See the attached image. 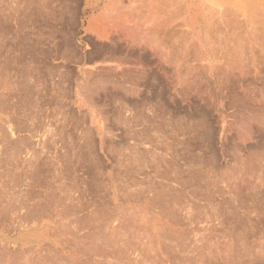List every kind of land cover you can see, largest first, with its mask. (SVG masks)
Instances as JSON below:
<instances>
[{
  "label": "rangeland",
  "instance_id": "obj_1",
  "mask_svg": "<svg viewBox=\"0 0 264 264\" xmlns=\"http://www.w3.org/2000/svg\"><path fill=\"white\" fill-rule=\"evenodd\" d=\"M200 1L213 8L222 9L213 2L209 3V0ZM218 2L220 1L218 0ZM49 3L54 7L52 10L57 7L54 10L56 17L53 18L55 15L53 17L43 15V18L46 17L45 19H37L39 23L41 22L40 24L45 22L41 26L38 25L40 31L42 27L45 29L42 28L43 31L40 35L42 37L37 40L38 38L35 39L38 35L35 33L37 27L33 28L38 23H35L33 27H26V17L24 18L26 2L23 0H0V24H2L0 25V29H2L0 30V192L6 193L8 196L13 193L18 195V200L12 199L14 205H20L24 201L26 204L29 203L32 215L26 223L29 225L45 223L42 228L39 227V224L34 228L25 227L18 233L14 232L11 238L14 239L22 233L30 234L32 232L31 236L42 233L47 239L39 243L29 239L24 247L29 250L24 249L22 256L17 258V264L32 262L35 264L36 261L39 264H68L73 259L79 260L80 264L95 260L96 263L100 260L105 264H121L120 261H123L122 264H135L134 261L136 264H264V249L261 247V250L258 246L260 241L264 243V239H260V233L264 231V103L262 102L264 97L261 96L264 95V0L246 1L249 15L255 24L251 41H249L251 43L249 47H254L256 50L253 49L257 60H255V66L243 67V71H237L238 73L235 71L234 77H230L226 81L220 77L212 76L214 87L201 69L202 62L199 60V56L191 50L189 54L193 55H190V58L194 59L195 57V59L193 62H189L196 69L191 76L186 77L177 75L176 68L179 63L176 54L173 57L177 62L171 57V64L150 57L149 61L151 62L145 63L140 69L141 72L134 64L127 63L117 67L115 64L103 62L99 57L103 56L102 53H106L109 41L101 39L92 31V27L88 23L89 19L93 17L90 10L87 9L84 14L81 13L84 0H57L56 3L54 0H50ZM58 8L60 13H57ZM47 18L49 20H46ZM50 19L54 23L53 26ZM25 27L28 29L24 30ZM255 28L257 32L254 31ZM30 29L35 31L36 35H33ZM44 32L48 33L44 35ZM255 32L259 34V39L254 37ZM28 35L35 36L34 39L37 42L33 46L35 48L33 51L25 48L28 46L26 45ZM253 37L260 42L254 40ZM24 39H27L26 43ZM38 49L42 53L38 52ZM96 50L98 51L96 52ZM35 52L37 53L35 54ZM90 52H96L93 53L94 58L90 60L86 58L85 61V56L87 57ZM27 53L33 55L27 56ZM98 53L99 55H96ZM32 59L35 63L31 64L33 66L29 65L32 63L30 61ZM107 67L122 70H117V73L112 76L104 72ZM244 68L247 73L243 74ZM129 69H133V74L144 75L135 76ZM135 70L138 74L135 73ZM123 71L125 75L127 73L130 75H121L120 73ZM240 72L242 73L239 76ZM183 78L188 80L185 85H181ZM218 85H222L225 89ZM260 91L262 94H257L261 93ZM221 93L223 94L221 95ZM206 94L207 96L211 94L215 107H209L204 103L205 101H201L200 98L204 100V97H207ZM234 95H236L235 97L238 95L240 98L244 96L248 100L247 102L239 101L241 106L238 104L239 106L235 110L228 111L230 115L231 113L236 114L234 119L236 124L229 119V125L224 126L223 135L220 136L222 131L218 121L220 111L216 106L224 99L227 102H232ZM254 97L256 98L254 99ZM259 98L261 103L258 101ZM257 101L260 104L263 103L262 110L259 109L260 104L257 106ZM237 114L240 117L242 115L243 122ZM253 117L255 122L252 121ZM247 118L248 121H245L244 119ZM249 118L252 120L249 121ZM251 122L257 125L262 124V126L257 128L258 126ZM237 124L241 127V131L237 130L240 129ZM190 125L192 127H188ZM227 128H231L230 131ZM261 143L262 145H260ZM250 149L252 150L250 151ZM260 153L262 154L260 155ZM247 155L251 158L246 157ZM242 160L245 161L244 164ZM257 161L260 165L256 164ZM156 163L159 172L167 174L166 179L161 180L151 169L150 165L154 166ZM262 165L263 172L259 171ZM177 172L182 174L180 176L184 180L183 188L172 181ZM187 173L192 174L191 177ZM222 179L226 181L223 182ZM186 180L189 185L185 186ZM203 181L206 183L205 185ZM216 181H219L218 184ZM229 182L232 183L230 189ZM234 187L236 188L233 189ZM223 188L225 191L222 190ZM219 190L224 191L223 194ZM217 191L219 192L216 193ZM232 191L233 193H231ZM205 193L209 194L212 202L208 200L209 196L205 197L207 195ZM141 194L144 196L142 197ZM47 195L51 197L49 198ZM135 195L136 198H134ZM156 196L157 199H155ZM225 197L227 202L224 201ZM20 198L22 199L20 200ZM59 200L62 201L61 208L57 206ZM147 200L151 202L148 203ZM31 202L32 205H30ZM34 203H37L38 207ZM15 207H10L7 212L11 215L15 210L19 214H25L24 210ZM55 207L56 209L60 208L61 211L64 208L62 211L64 213H60L58 210L59 214L63 216L54 215V212L57 213L56 209L51 213ZM72 209L73 211H71ZM64 210H68V212L66 211V213ZM93 215L95 216L93 217ZM219 215H223L224 221L217 218V216L221 217ZM242 216H245V219ZM51 218L56 220L52 221ZM93 220L96 223L92 222ZM88 222L89 225H87ZM207 222L210 224L206 227L209 230L204 228L207 226ZM252 222L254 227H251ZM247 223L251 225L249 226ZM241 225L243 231L240 229ZM100 226H107L104 228L109 230L112 229V226L115 227L114 230L118 236L108 240L112 242L111 244L105 240H98L103 233V228L101 229ZM239 226L241 227L239 228ZM201 227L204 228V232ZM196 228L201 229L203 234L210 232L205 234L206 237L203 235L200 239V231L198 229L199 235ZM211 228L217 229H213V231ZM257 228L260 232L257 231ZM210 229L212 234H210ZM244 231L246 234L243 233ZM249 233L251 235H247ZM254 233L256 236H253ZM261 234L263 236L264 233ZM89 235L95 240L91 241ZM243 236L245 237L242 239ZM257 236L260 237L259 241ZM168 238L169 240H167ZM194 238L201 241V244L197 242L200 245L205 241L203 247L193 244V247H197L196 250L193 247L190 248L191 243L196 242ZM52 240L58 244L53 245ZM240 240L242 241L240 242ZM72 242L76 243L73 245ZM103 242L106 244L104 245ZM227 243H230L231 246L235 245L237 248L231 247L230 251L227 248L228 253H225L226 250L223 251V249L229 246ZM112 244L116 246L114 247ZM247 244L252 245L251 247L255 251L250 249L252 253L248 254L250 247ZM11 246L17 251L18 241L13 242ZM35 246H40V250L34 251ZM76 246L78 247L76 248ZM90 246H92L91 251L88 248ZM132 246L134 248H131ZM241 246L244 247L241 248ZM247 246L248 251L244 249ZM123 247L125 248L123 249ZM169 253L171 254L169 255ZM34 255L38 257L34 258ZM120 255L121 257H119ZM125 258L126 260H124ZM20 259H23L22 262Z\"/></svg>",
  "mask_w": 264,
  "mask_h": 264
},
{
  "label": "bare ground",
  "instance_id": "obj_2",
  "mask_svg": "<svg viewBox=\"0 0 264 264\" xmlns=\"http://www.w3.org/2000/svg\"><path fill=\"white\" fill-rule=\"evenodd\" d=\"M13 1V0H12ZM26 2V15H24V18L26 17V21L25 23L27 24L26 27H33L35 25V23L37 24L36 26H34L33 29H35L36 27V32L38 35H36L31 29V33L33 35H36L37 37L35 39L39 40V37H42L40 36L41 35V31H43L45 28H41V31H40V26L42 24H40L37 19L39 18H43L44 16L43 15H49L50 17H53L55 15L56 12H54V10L57 8H55L54 10H52V7L50 5V0H23ZM57 1V0H56ZM56 1L54 0V2L56 3ZM212 4L215 3L217 4V6H220L222 7V9H216V8H213L212 6H208L206 5L204 2L200 1V0H84V4H83V8L81 10V13L84 14L86 12L87 9L90 10V13L93 14V17H91L88 21L89 25L92 27V31L94 33H96V35L98 37H101V39H105L107 41H109V45L107 46V51L106 53H102L103 56H100L102 58L99 57V59H101L103 62H108V63H111V64H115L117 67H121L123 64H134L136 65L139 70L138 71H142L140 69H142L141 67L143 65H145V63H150L151 61H149L150 57L152 59L153 58H158L159 61L161 60V62H165L167 64H171L172 63V60L170 59L171 57H173L174 54H176V57L178 59V63H179V66L176 68V71H178V76H191L192 72L196 69L194 67L193 64H190L191 62L189 61H194V59L192 60L190 57L193 55L189 54V52H195L197 53V55L199 56V60L202 62V68L203 69V72L205 74V76H207V79L212 83V76H216V77H220L221 79H225L226 80H229V78L231 77H234L235 75V71H241L243 69V67H249V66H255V58H256V53H255V49L254 47H249V45H251V43L249 41H251V38H252V31H253V28L255 27V24L253 23V19L251 18V16L249 15V11H248V6L246 5V1L247 0H219L220 2H218V0H209ZM2 2V1H1ZM8 2V1H7ZM2 4V3H1ZM53 4V3H52ZM62 4V3H61ZM7 5V4H6ZM2 6V5H1ZM8 6V5H7ZM19 6V4H18ZM17 7V6H16ZM64 8V7H63ZM59 8H58V11L57 13H60L59 12ZM68 10V9H67ZM4 11V10H3ZM6 11V10H5ZM10 11V10H9ZM13 12V11H12ZM25 12V10H24ZM99 12V13H98ZM64 13V12H63ZM13 14V13H12ZM56 15L53 17L55 18ZM59 17V16H58ZM57 17V19H58ZM61 17V16H60ZM46 18V17H45ZM43 18V19H45ZM42 19V20H43ZM262 19V18H261ZM21 20V19H20ZM46 20H49L48 18ZM259 20V18H258ZM23 21V22H24ZM45 21V20H44ZM51 21V19H50ZM58 21V20H56ZM82 21V20H81ZM260 21V20H259ZM3 22V21H2ZM13 22V21H12ZM258 22V21H257ZM255 22V23H257ZM263 22V21H262ZM50 23V22H49ZM48 23V24H49ZM51 23H53V21H51ZM59 23V22H58ZM81 23V22H80ZM261 23V22H260ZM21 24V23H20ZM24 24V23H23ZM22 24V25H23ZM46 24V25H48ZM258 24V23H257ZM256 24V25H257ZM2 25V24H0ZM40 25V26H38ZM54 25V23L52 24V26ZM58 25V24H56ZM81 25V24H80ZM254 25V27H253ZM45 26V25H44ZM262 26V25H261ZM19 28V24L17 26ZM24 27V25L22 26ZM28 29V28H26ZM49 27V26H48ZM51 27V26H50ZM3 28V26H2ZM47 28V26H46ZM258 28V27H257ZM6 29V28H5ZM16 29V28H15ZM23 29V28H22ZM50 29V28H49ZM2 30V29H0ZM18 30V29H17ZM20 31V30H19ZM47 31V30H46ZM52 31V30H51ZM257 32V29L255 28V30ZM16 32V31H15ZM21 32V31H20ZM28 32V30H27ZM255 32V33H256ZM19 33V32H18ZM26 33V32H25ZM48 33V32H47ZM46 33V34H47ZM21 34V33H20ZM23 34V33H22ZM21 34V35H22ZM28 34V33H27ZM31 34V35H32ZM45 32H44V35H46ZM258 33H256V35L254 34V37H258V39L260 38L259 37V34L257 36ZM30 35V33H29ZM27 37V41L24 39V42H28L26 45L28 46H25V48L27 50H31L33 51V49L35 50V48L33 46H35V44L37 43L36 40L34 39V37L32 36H29ZM49 36L51 35L50 32L48 34ZM25 36V35H24ZM54 36V35H52ZM3 37V36H2ZM253 39L255 40L256 38ZM6 38V37H5ZM48 37H46L47 39ZM50 38H53V37H50ZM262 38V37H261ZM49 39V38H48ZM256 39V41L258 40ZM253 40V41H254ZM23 42V43H24ZM25 42V43H26ZM258 42H260L258 40ZM40 43V42H39ZM262 43V42H261ZM25 45V44H24ZM261 45V44H260ZM37 46V45H36ZM41 46V45H40ZM262 46V45H261ZM260 46V47H261ZM38 47V46H37ZM97 47V46H96ZM242 49H240V48ZM106 48V46H105ZM264 48V47H263ZM255 51H254V50ZM37 50V49H36ZM94 50V49H93ZM106 50V49H105ZM191 50V51H190ZM98 50H96L97 52ZM38 52L39 49H38ZM58 52V51H57ZM96 52H90L88 54V56L86 57L85 56V61H86V58H89L90 59H93L94 58V55L93 53H96ZM33 53V52H31ZM37 52H35L36 54ZM42 53V51L40 52ZM39 53V54H40ZM57 54V53H56ZM105 54V55H104ZM32 56L30 54L27 53V56ZM38 55V54H37ZM96 55H99L96 54ZM191 55V56H190ZM258 55V54H257ZM26 56V57H27ZM36 56V55H35ZM195 56V55H194ZM175 57V55H174ZM173 57V58H174ZM197 57V56H196ZM84 58V57H83ZM172 58V59H173ZM258 58V57H257ZM31 59V58H29ZM62 59V58H61ZM175 59V58H174ZM173 59V60H174ZM32 61V63H30L29 65L31 64H35L33 63V59L30 60ZM35 61V60H34ZM41 61V60H40ZM39 61V62H40ZM94 61V60H93ZM97 61V60H96ZM171 61V63H170ZM176 61V59H175ZM257 61V60H256ZM14 62V61H13ZM100 62V61H99ZM102 62V63H103ZM174 62V61H173ZM177 62V61H176ZM41 63V62H40ZM157 63V62H156ZM164 63V64H165ZM27 64V63H26ZM161 64V63H160ZM28 65V66H29ZM31 65V66H33ZM27 66V67H28ZM36 66V65H35ZM133 66V65H132ZM147 66V65H146ZM171 66V65H170ZM173 66V65H172ZM199 66V65H198ZM37 67V66H36ZM126 67V66H125ZM30 68V66L28 67ZM98 68V67H97ZM114 68V67H113ZM128 68H130L128 66ZM126 68V69H128ZM133 68V67H132ZM135 68V66H134ZM135 68V69H136ZM199 68V67H198ZM255 68V67H254ZM83 69V68H82ZM105 69V68H104ZM103 69V70H104ZM120 69V68H119ZM118 68H114L112 69L111 67L104 70V72L108 75H115L117 73V70H119ZM149 69V68H148ZM245 69V68H244ZM36 70V69H35ZM90 70V69H89ZM92 70V69H91ZM101 70V69H100ZM122 69H120L121 71ZM131 70V74L132 73V70L133 69H129ZM251 70V69H250ZM39 71V70H38ZM37 71V72H38ZM170 71V70H169ZM243 71V70H242ZM245 72L244 73H247L246 69L244 70ZM32 72V71H31ZM89 72V71H88ZM139 74H142L140 73ZM148 72V71H147ZM197 72V71H196ZM27 75L28 73L25 72ZM78 73V72H77ZM83 73V72H82ZM87 73V72H86ZM97 73V72H96ZM135 73L136 70H135ZM145 73V72H144ZM174 73V72H173ZM177 73V72H176ZM238 73V72H237ZM242 72H240L238 75L240 76ZM100 74V73H98ZM119 74V73H118ZM121 75H125L124 71L120 73ZM130 75V73H127ZM127 74L125 76H127ZM138 74V73H137ZM25 75V74H24ZM32 75V74H31ZM135 76H142V75H136V74H133ZM197 75V74H196ZM87 76V75H86ZM97 76V75H96ZM166 76V75H165ZM177 76V77H178ZM246 76V75H245ZM143 78V77H142ZM215 78V77H214ZM256 80V79H255ZM218 81V80H217ZM234 81V79H233ZM132 82V81H131ZM135 82V81H134ZM139 82V81H137ZM188 80L186 78H183V80L181 81V85H185L187 84ZM228 82V81H227ZM238 82V81H237ZM107 83V82H106ZM195 83V82H194ZM217 83V82H216ZM230 83V82H229ZM221 84V83H220ZM235 84V83H234ZM125 85V83H124ZM196 85V84H195ZM213 87L215 86L214 83H212ZM227 85V84H225ZM221 87L222 85H218V87ZM223 86H224V83H223ZM222 86V87H223ZM79 87V86H78ZM86 87V85H85ZM90 87V86H89ZM130 87V86H129ZM249 87V86H248ZM206 88V87H205ZM224 88V87H223ZM222 88V89H223ZM262 88V87H261ZM220 89V88H219ZM225 89V88H224ZM78 90V89H77ZM95 90V89H94ZM198 91V90H197ZM219 91V90H218ZM32 92V90H31ZM207 92V90H206ZM261 93H257V94H262V91H260ZM172 93V92H171ZM210 93V92H209ZM216 93V92H214ZM81 94V93H80ZM177 94V93H176ZM194 94V93H193ZM223 93H221L222 95ZM233 94V93H232ZM264 94V93H263ZM218 95V94H217ZM91 96V95H90ZM203 96V95H202ZM207 96V94H206ZM208 96H211L208 95ZM207 96V97H208ZM236 95H234L235 97ZM264 97V95H261ZM206 97V98H207ZM212 97V96H211ZM209 97V99H206L204 97V100H202L203 98H200L201 101H205L204 103L205 104H208L209 107H215L213 105H215V103L213 102L214 100L213 97L211 98ZM219 97V95H218ZM231 100L232 102H227L224 101L220 104H218L216 107L217 110H219L220 112L218 113V121L220 122V127L222 128V131L220 132V136L223 135V128L224 126L228 124V121L229 119L233 120L236 118V114H233L231 113L228 114L229 112H231L232 110H235L237 106H241L240 102L239 101H245L247 102V98L246 97H235ZM262 97V98H263ZM226 98V97H225ZM256 97H254L255 99ZM87 99V98H86ZM198 99V98H197ZM218 99V98H217ZM222 99V97H221ZM253 99V98H252ZM258 99V98H257ZM260 99V98H259ZM264 99V98H263ZM39 100V99H38ZM219 100V99H218ZM217 100V101H218ZM200 101V100H199ZM256 101V100H255ZM260 101L261 103V99L258 100ZM257 101V103H258ZM36 102V101H35ZM262 102L264 103V101L262 100ZM256 103V105H257ZM257 106H259V104ZM262 103V104H263ZM36 104V103H35ZM181 104V103H180ZM204 104V105H205ZM217 104V103H216ZM239 104V105H238ZM262 104L261 107H259V109L261 108L262 110ZM154 107V106H153ZM240 108V107H239ZM215 109V108H214ZM238 109V108H237ZM257 110V109H256ZM260 110V111H261ZM264 110V109H263ZM216 111V110H215ZM229 111V112H228ZM238 111V110H237ZM217 112V111H216ZM234 112V111H233ZM259 112V111H258ZM264 112V111H263ZM263 112H261L263 114ZM239 114V112H237ZM209 114V113H208ZM237 114V116H238ZM242 114V113H241ZM230 115V116H229ZM259 115V114H258ZM257 116V115H256ZM264 116V115H263ZM240 117V116H238ZM242 117V115H241ZM240 117V120L241 122H243V119H241ZM254 118V117H253ZM204 119V118H203ZM251 118H249V121H250ZM256 119H258L256 117ZM236 120H239V119H236ZM245 121L247 120L248 121V118L247 119H244ZM252 120V119H251ZM255 118L252 120L253 122ZM259 120V119H258ZM261 120V119H260ZM149 121V120H148ZM217 121V120H216ZM218 122V123H219ZM239 122V121H238ZM216 123V122H215ZM235 123V121H234ZM245 123V122H244ZM252 123V122H251ZM236 124V123H235ZM253 124V123H252ZM256 123H254L253 125H255ZM264 124V123H263ZM238 125V128L240 129H236L237 130H242L241 127ZM257 125V124H256ZM262 126V124H260ZM260 125H257L255 127L257 128H261ZM151 126V125H150ZM243 126V125H242ZM188 127H192L191 125L188 126ZM232 128V126H229ZM264 127V125H263ZM230 128V129H231ZM233 128V129H235ZM246 128V127H245ZM229 129V128H227ZM229 129V131H230ZM244 129V128H243ZM247 129H249L247 127ZM246 129V130H247ZM150 130V128H149ZM221 130V129H220ZM228 131V130H227ZM228 131V132H229ZM252 131V130H251ZM148 132V131H147ZM225 132V131H224ZM243 132V131H242ZM244 133V132H243ZM258 133V132H256ZM247 134V133H246ZM251 134V133H250ZM242 136V135H240ZM247 136V135H246ZM226 137V136H225ZM224 137V138H225ZM248 138V137H247ZM231 139V138H230ZM252 139V138H251ZM255 139V138H254ZM146 140V139H145ZM233 141V140H232ZM255 144V143H254ZM257 144V143H256ZM259 144V142H258ZM244 145V144H243ZM262 145V143L260 144ZM259 145V146H260ZM167 146V145H166ZM257 146V145H256ZM255 146V147H256ZM170 149V148H169ZM236 149V148H235ZM252 149H250L251 151ZM254 150V149H253ZM262 150V149H261ZM248 151V149H247ZM245 151V152H247ZM239 152V151H238ZM146 153V152H145ZM255 153V152H254ZM264 153V151H263ZM230 154H233V153H230ZM251 154V153H250ZM253 154V153H252ZM262 153H260L261 155ZM242 155V154H241ZM249 155V153H248ZM248 155L246 157H248ZM256 155V153L254 154ZM254 155H251V156H254ZM248 158H251V157H248ZM257 158V157H255ZM262 158V157H261ZM182 159V158H181ZM189 159V158H188ZM245 159V158H244ZM247 159V158H246ZM22 160V159H21ZM252 160V159H250ZM254 160V158H253ZM257 160V159H256ZM258 161H260L258 159ZM258 161L256 164H258ZM201 162V161H200ZM243 162V160H242ZM245 162V161H244ZM243 162V164H244ZM264 162V161H263ZM263 162H261L263 164ZM22 163V162H21ZM152 164H154V162H151ZM198 163V162H197ZM241 163V162H240ZM253 163V161H252ZM260 163V162H259ZM150 165L151 169L153 170V172L162 180V179H166L167 178V174H163L161 171L159 172V168L157 167V163L156 165ZM209 164V163H208ZM247 164V163H245ZM192 165V164H191ZM200 165V164H199ZM253 165V164H252ZM255 165V164H254ZM253 165V166H254ZM260 165V164H258ZM257 165V166H258ZM264 165V164H263ZM263 165L262 167L260 166L261 169H259V171H262L263 169ZM194 166V164L192 165ZM210 166V165H209ZM231 166V165H229ZM237 166V165H236ZM149 167V166H148ZM252 167V166H250ZM166 168V167H165ZM207 168V167H206ZM254 168V167H253ZM201 169V168H200ZM235 169V168H234ZM233 169V170H234ZM252 169V168H251ZM232 170V171H233ZM258 170V169H257ZM264 170V169H263ZM231 171V170H230ZM243 171H247V170H243ZM180 172V171H179ZM179 172H177L175 174V177L173 178L172 181L176 182V184L180 185L182 188L184 186V180L183 178L181 179V176L182 174H179ZM186 172V170H185ZM184 172V173H185ZM196 172V171H195ZM240 172V171H239ZM242 172V171H241ZM263 172V171H262ZM167 173V172H166ZM175 173V172H173ZM243 173V172H242ZM251 173V172H250ZM189 177H191L190 175L192 174H189ZM211 174V173H210ZM214 174V173H212ZM206 175V174H205ZM227 175V174H226ZM258 175V174H257ZM203 176V175H202ZM156 177V176H155ZM188 177V178H189ZM199 177V176H198ZM196 178V177H195ZM258 178V177H257ZM229 179V178H228ZM233 179V178H232ZM191 180V179H189ZM188 180V181H189ZM208 180V179H207ZM216 180V179H215ZM223 180V179H222ZM241 180V179H240ZM238 180V181H240ZM245 180V179H244ZM256 180V179H255ZM193 181V180H192ZM226 181V180H223V182ZM214 182V181H213ZM212 182V183H213ZM219 181H216V184H218ZM231 182L233 183V181L231 180ZM243 182V181H242ZM148 183V182H147ZM150 183V182H149ZM231 183V184H232ZM236 183V182H235ZM241 183V182H240ZM159 184V183H158ZM171 184V183H170ZM189 185L187 180L185 182V186ZM203 184L205 185L206 183H204L203 181ZM220 184H221V181H220ZM231 184L229 182V189L231 187ZM243 184V183H242ZM177 185V186H178ZM226 185V184H225ZM32 186V185H31ZM227 186V185H226ZM235 186V185H233ZM237 186V185H236ZM247 186V185H246ZM47 187V186H46ZM51 187V186H50ZM207 187V186H206ZM205 187V188H206ZM226 187V188H228ZM49 188V187H48ZM194 188V187H193ZM225 188V187H224ZM224 188L222 190H224ZM236 187H234L233 189H235ZM52 189V188H51ZM202 189V188H201ZM232 189V190H233ZM28 190V189H27ZM150 190V189H149ZM148 190V191H149ZM188 190V189H187ZM222 190H219L220 192H222ZM13 191V190H12ZM152 191V190H151ZM219 191H217L216 193H218ZM225 191V190H224ZM223 191V192H224ZM227 191V190H226ZM7 192V191H6ZM23 192V191H22ZM142 192V191H141ZM223 192L221 194H223ZM230 192V190H229ZM236 191H234L235 193ZM1 193V192H0ZM60 193V192H59ZM156 193V192H155ZM173 193V192H172ZM180 193V192H179ZM187 193V192H185ZM233 193V191L231 192ZM10 194V193H9ZM21 194V193H19ZM68 194V193H67ZM148 194V193H147ZM207 194V193H205ZM225 194V193H224ZM237 194V193H235ZM62 195V194H61ZM140 195V194H139ZM194 195V194H193ZM22 196V195H21ZM20 196V197H21ZM49 196V195H47ZM65 196V194H64ZM133 196V195H132ZM142 196V194H141ZM144 196V195H143ZM142 196V197H143ZM155 196V195H154ZM153 196V197H154ZM206 196H209V194L205 195ZM219 196V195H218ZM224 196V195H223ZM19 196L18 195H15L14 193L11 194V195H7L6 193H1L0 194V264H17V258L18 256H22V252L25 251L26 249L28 248H24L25 245L29 242V239H31V241H36L37 243L41 242L42 240L46 241V237L43 236L42 233H38V234H35L34 236L30 235V234H33L32 232L30 234H24L22 233V235H18L16 236L14 239H12L11 237L13 236L14 232L15 233H18L20 231H22L23 228L25 227H36L38 224H39V227L42 228L43 225L45 223H38V224H35L33 223L32 225H29L28 223H26L28 221V219L30 218V216L32 215L30 212V208L28 206V204L24 202H21L20 205H14L12 202H14V200H18ZM24 197V196H23ZM51 196H49L50 198ZM53 197V196H52ZM14 198V200L12 201V199ZM34 198V197H33ZM37 198V196H36ZM48 198V197H47ZM45 198V199H47ZM57 198V197H56ZM71 198V197H70ZM136 198V195L135 197ZM133 198V199H134ZM139 198V196H138ZM149 198V197H148ZM189 198V197H188ZM202 198H204L202 196ZM207 198V197H206ZM210 199H208L210 202H212V199L211 197L209 196ZM213 198V197H212ZM223 198V197H222ZM228 198V197H227ZM231 198V196H230ZM22 198H20L21 200ZM52 199V198H51ZM62 199V198H61ZM157 199V196L156 198ZM177 199V198H176ZM187 199V198H186ZM191 199V198H190ZM198 199V198H197ZM220 199V198H219ZM226 197L224 198V201ZM233 199V198H232ZM247 199V198H246ZM42 200V199H41ZM70 200V199H69ZM145 200V199H144ZM151 200V198H150ZM149 200V201H150ZM242 200V199H241ZM33 201V200H32ZM72 201V200H71ZM95 201V200H94ZM93 201V202H94ZM148 201V200H147ZM148 201V203H149ZM207 201V200H206ZM223 201V202H224ZM230 201V199H229ZM244 201V200H243ZM17 202V201H16ZM20 202V201H19ZM18 202V203H19ZM37 202V201H35ZM58 202V201H57ZM146 202V200H145ZM151 202V201H150ZM227 202V201H226ZM231 202V201H230ZM62 201L59 200V203L57 204L58 207L61 208V204ZM70 203V202H69ZM225 203V202H224ZM33 203L31 202L30 205H32ZM35 204V203H34ZM39 204V202H38ZM37 203L35 204L38 205ZM68 204V203H67ZM79 204V203H78ZM93 204V203H92ZM176 204V203H175ZM219 204V203H218ZM221 204V203H220ZM227 204V203H226ZM243 204V203H242ZM63 205V204H62ZM66 205V204H64ZM77 205V204H76ZM90 205V204H89ZM228 205V204H227ZM234 205V204H233ZM14 206H16L15 208H18L20 210H24V215L22 214H19L17 212H13L11 215L7 212L9 210L10 207L14 208ZM83 206V205H82ZM99 206V205H98ZM103 206V205H102ZM175 206V205H174ZM218 206V205H216ZM38 207V206H36ZM42 207V206H41ZM69 207V206H68ZM71 207V206H70ZM232 207V206H231ZM246 207V205H245ZM11 208V209H12ZM60 208L56 209V207L54 208V210L51 212L53 213L55 211V209L57 210V213L54 212V215L56 214L57 216L59 215H62V214H59V211L60 213H64L62 212L64 208H62V211L60 210ZM76 208V207H75ZM172 208V207H171ZM170 208V209H171ZM174 208V207H173ZM176 208V207H175ZM233 208V207H232ZM17 209V211H18ZM78 209V208H77ZM83 209H84V206H83ZM122 209V208H121ZM188 209V208H187ZM241 209V208H240ZM13 210V209H12ZM59 210V211H58ZM86 210V209H85ZM96 210V209H95ZM108 210V209H107ZM111 210V209H110ZM185 210V209H184ZM245 210V209H244ZM38 211V210H37ZM42 211V210H41ZM48 211V210H47ZM65 211V210H64ZM68 212V210H66ZM65 211V212H66ZM73 211V209L71 210ZM100 211V210H99ZM10 212V213H11ZM23 212V211H22ZM34 212V211H33ZM49 212V211H48ZM66 212V213H67ZM91 212V211H90ZM174 212V211H173ZM241 212V211H240ZM111 213V212H110ZM30 214V215H29ZM35 214V213H34ZM70 214V213H69ZM74 214V213H73ZM94 214V213H93ZM244 214V213H243ZM52 215V214H51ZM72 215V213H71ZM86 215V213H85ZM85 215H83L85 217ZM89 215V214H88ZM115 215V214H114ZM129 215V214H128ZM179 215V214H178ZM186 215V214H185ZM210 215V214H209ZM225 215V214H223ZM223 215H219L221 217H218L217 218H220L223 220ZM250 215V214H249ZM37 216V215H36ZM63 216V215H62ZM77 216V215H76ZM92 216V215H91ZM95 215H93L94 217ZM109 216V215H108ZM116 216V215H115ZM121 216V215H120ZM191 216V215H190ZM211 216V215H210ZM240 216V215H239ZM251 216V215H250ZM71 217V216H70ZM111 217V216H110ZM123 217V216H122ZM170 217V216H169ZM214 217V216H213ZM243 218L245 216H242ZM248 217V216H246ZM45 218V217H44ZM78 218V217H77ZM99 218V217H98ZM126 218V217H125ZM129 218V217H128ZM191 218V217H190ZM195 218V217H194ZM216 218V216H215ZM214 218V219H215ZM216 218V219H217ZM228 218V217H227ZM34 219V217H33ZM38 220V218H35ZM124 219V217H123ZM188 219V218H187ZM215 219V221H216ZM230 219V218H229ZM245 219V218H244ZM248 219V218H247ZM246 219V220H247ZM260 219V218H259ZM52 220V218H51ZM56 219H53L52 221H55ZM97 220V219H96ZM100 220V219H99ZM106 220V219H105ZM110 220V219H109ZM112 220V219H111ZM192 220V219H190ZM201 220V219H200ZM205 220V219H204ZM218 220V219H217ZM222 220H219L220 222ZM42 221V220H40ZM82 221V220H81ZM102 221V220H101ZM104 221V220H103ZM224 221V220H223ZM236 221V220H235ZM31 222V221H30ZM34 222V221H33ZM38 222V221H37ZM94 222V220L92 221ZM110 222V221H109ZM208 222H210L208 220ZM207 222V223H208ZM248 222V220H247ZM61 223V222H59ZM96 223V221L94 222ZM223 223V222H222ZM239 223V221H238ZM246 223V222H244ZM250 223V222H249ZM249 223H247L249 225ZM253 223V222H252ZM53 224V223H52ZM99 224V223H98ZM49 225V224H48ZM65 225V224H64ZM68 225V224H67ZM87 225H89V222L87 223ZM97 225V224H96ZM101 225V224H100ZM116 225V224H115ZM118 225V224H117ZM189 225V224H188ZM208 225H210L209 223L207 224V226H204V228L208 227ZM231 225V224H230ZM246 225V224H245ZM247 225V226H248ZM251 225V224H250ZM249 225V226H250ZM63 226V224H62ZM86 226V225H85ZM95 226V225H94ZM103 226V225H102ZM101 227V229L103 228V233L101 231V235L98 240H102V241H108V240H111L113 239L115 236H118L116 234V230L115 227L112 226V229L109 230L108 228H104V227H107V226H104V227ZM190 226V225H189ZM197 226V224H196ZM233 226V225H232ZM231 226V227H232ZM238 225H236L237 227ZM242 226V225H241ZM239 226V228L241 227ZM248 226V228L250 229V227ZM254 227V223L251 225V227ZM257 226V225H256ZM38 227V226H37ZM88 227V226H87ZM131 227V226H130ZM134 227V226H133ZM185 227V226H184ZM194 227V226H193ZM210 227H213V226H210ZM209 227V228H210ZM230 227V228H231ZM235 227V229H236ZM246 227V226H245ZM57 228V227H56ZM90 228V227H89ZM92 228V226H91ZM94 228V227H93ZM129 228V227H128ZM127 228V229H128ZM183 228V227H182ZM188 228V227H187ZM203 228V227H201ZM204 228L202 229L203 232H204ZM229 228V227H228ZM227 228V229H228ZM238 228V227H237ZM243 226L240 228L242 229ZM45 229V228H44ZM43 229V230H44ZM75 229V228H73ZM197 229V228H196ZM199 229V228H198ZM197 229V232L199 234V231H200V234L201 236L199 237L201 239V237L204 235L205 237L207 235H205L206 233H202L201 232V229H199L198 231ZM208 229V228H206ZM205 229V230H206ZM212 229V228H211ZM210 229V230H211ZM214 229V228H213ZM212 229V230H213ZM217 229V228H215ZM214 229V230H215ZM247 229V228H246ZM252 229V228H251ZM255 229V228H254ZM258 229V228H257ZM57 230V229H56ZM66 230V229H65ZM193 230V228H192ZM209 230V229H208ZM212 230H211V233L212 234ZM213 230V231H214ZM244 229H242L243 231ZM264 230V229H263ZM58 231V230H57ZM69 231V230H67ZM66 231V232H67ZM124 231V229H123ZM133 231V230H132ZM167 231V230H165ZM226 231V230H225ZM237 231V230H235ZM241 231V230H240ZM258 232L259 229L257 230ZM70 232V231H69ZM75 232V231H74ZM118 232V230H117ZM121 232V231H120ZM147 232V231H146ZM210 232V231H209ZM208 232V233H209ZM216 232V231H215ZM250 232L252 233V230H250ZM254 232V231H253ZM256 232V231H255ZM169 233V232H168ZM167 233V234H168ZM196 233V232H195ZM207 233V234H208ZM218 233V232H217ZM237 233V232H236ZM245 233V231L243 232ZM242 233V234H243ZM261 233H264V231H262ZM260 233V237H258V241H259V238L260 239H264V234L262 236V234ZM45 234V233H44ZM73 234V233H72ZM197 234V235H198ZM199 234V235H200ZM227 234V232H226ZM240 234V233H239ZM241 234V235H242ZM246 234V233H245ZM258 234V233H257ZM70 235V234H69ZM94 235V234H93ZM123 235V234H122ZM130 235V234H129ZM146 235V234H145ZM166 235V233H165ZM196 235V237H197ZM247 235H251L250 233L247 234ZM255 235V233L253 234V236ZM72 236V235H71ZM90 236V235H89ZM132 236V235H131ZM147 236V235H146ZM183 236H186V235H183ZM193 236V235H192ZM210 236V235H209ZM235 236V234H234ZM256 236V235H255ZM84 237V236H83ZM91 237V236H90ZM123 237V236H122ZM125 237V236H124ZM123 237V238H124ZM133 237V236H132ZM162 237V236H161ZM194 237V236H193ZM233 237V236H232ZM245 236L242 237V239L244 238ZM54 238V237H53ZM88 238V237H86ZM85 238V239H86ZM97 238V237H96ZM129 238V236H128ZM126 238V239H128ZM186 238V237H185ZM209 238V237H208ZM207 238V239H208ZM241 238V236H240ZM73 239V238H72ZM143 239V238H142ZM149 239V238H148ZM189 239V238H188ZM193 239V238H192ZM196 239V242L195 241H192V242H195V243H191L192 246L190 245V248L193 247V244L194 246H198V247H203L205 241L203 242L202 245H200L201 241L199 242V239L197 240V238H194V240ZM214 239V238H212ZM227 239V238H226ZM247 239V238H246ZM71 240V239H70ZM91 241H94V237H91L90 238ZM125 240V239H124ZM130 240V238H129ZM166 240V239H164ZM169 240V238L167 239ZM181 240V238H180ZM183 240V238H182ZM203 240V238H202ZM205 240V239H204ZM217 240V239H216ZM220 240V239H219ZM239 241V239H237ZM17 242L18 241V244H19V247L16 248L17 251L15 249H13V246H11V244L13 242ZM23 241H25L24 243H22ZM50 241V240H49ZM66 241V240H65ZM75 241V240H74ZM126 241V240H125ZM128 241V240H127ZM139 241V240H138ZM179 241V240H178ZM212 241V240H211ZM210 241V242H211ZM228 241V240H227ZM226 241V242H227ZM230 241V239H229ZM242 240H240L241 242ZM245 241V240H243ZM89 242V241H88ZM109 242V241H108ZM116 242V241H115ZM119 242V241H118ZM129 242V241H128ZM183 242V241H182ZM181 242V243H182ZM191 242V241H190ZM197 242H199L200 244H197ZM210 242H207L208 244ZM215 242V241H214ZM231 242V241H230ZM51 243L54 245L56 244V241L55 240H52ZM67 243V242H66ZM76 243V242H75ZM74 243V244H75ZM78 243V242H77ZM93 243V242H92ZM104 245L106 244V242H103ZM112 242H109V244H111ZM155 243V242H154ZM178 243V242H177ZM186 243V242H185ZM184 243V244H185ZM216 243V242H215ZM224 243V242H223ZM237 243V241H236ZM258 243V242H257ZM58 244V243H57ZM56 244V245H57ZM73 244V242H72ZM73 244V245H74ZM86 244V243H85ZM100 244V243H99ZM116 244V243H115ZM121 244V243H120ZM196 244V245H195ZM213 244V243H212ZM228 244V243H227ZM230 244V243H229ZM228 244V245H229ZM232 244V243H231ZM240 244V243H239ZM245 244V243H243ZM44 245V244H43ZM41 245V246H43ZM46 245V244H45ZM77 245V244H76ZM91 245V244H90ZM113 245V244H112ZM129 245V244H127ZM132 245V244H131ZM130 245V246H131ZM142 245V244H141ZM146 245V244H145ZM217 245V244H216ZM238 245V244H237ZM246 245V244H245ZM248 245V244H247ZM254 245V244H253ZM52 246V245H50ZM59 246V245H58ZM107 246V245H106ZM114 246V245H113ZM116 246V245H115ZM114 246V247H115ZM120 246V245H118ZM124 246V245H123ZM152 246V245H151ZM150 246V248H151ZM208 246V245H207ZM219 246V245H218ZM239 246V245H238ZM248 246L250 247L249 248V251H248ZM246 248H244L245 250L248 251V254L249 252L252 253V251L254 252L255 250L252 249L253 247H251L250 245H248ZM260 246L259 249H264V243L260 241V244L258 245ZM31 247V246H30ZM78 246H76L77 248ZM85 247V246H84ZM95 247V246H93ZM97 247V246H96ZM95 247V248H96ZM101 247V246H100ZM126 247V245H125ZM123 247V249L125 248ZM137 247V246H136ZM139 247V246H138ZM137 247V248H138ZM142 247V246H140ZM162 247V246H161ZM179 247V246H178ZM206 248V246H204ZM209 247V246H208ZM220 247V246H219ZM222 247V246H221ZM231 247L233 248H237L234 246H231L229 245L228 247H224L223 251H225V253L227 252V248H229L228 250L230 251ZM240 247V246H239ZM244 247V246H241V248ZM40 246H35L34 248V251H38L40 250ZM43 248V247H42ZM49 248V247H48ZM52 248V247H51ZM75 248V247H74ZM83 248V247H82ZM89 250L92 249V246L88 247ZM105 248V247H103ZM102 248V249H103ZM118 248V247H117ZM121 248V247H120ZM131 248H134V246H132ZM149 248V249H150ZM185 248V247H184ZM183 248V249H184ZM188 247H186L185 249H187ZM189 248V249H190ZM195 250L197 247H193ZM211 248V247H210ZM218 248V247H217ZM223 248V247H222ZM255 248V247H254ZM25 249V250H24ZM55 249V248H54ZM67 249V248H66ZM72 249V248H71ZM84 249V248H83ZM86 249V247H85ZM84 249V250H85ZM112 249V248H111ZM115 249V248H113ZM136 249V248H135ZM134 249V250H135ZM141 249V248H140ZM165 249V248H164ZM250 249H252V251H250ZM261 249V250H262ZM29 250V249H28ZM27 250V251H28ZM46 250V248H45ZM50 251V248L48 249ZM73 250V249H72ZM80 250V249H79ZM88 250V251H89ZM94 250V249H93ZM105 250V249H104ZM103 250V251H104ZM137 250V249H136ZM193 250V249H192ZM232 250H238V249H232ZM242 250V249H241ZM43 251V249H42ZM57 251V250H56ZM83 251V250H82ZM86 251V250H85ZM91 251V250H90ZM89 251V252H90ZM96 251V250H95ZM105 251H109V250H105ZM131 251V250H130ZM141 251V250H140ZM167 251V249H166ZM200 251V250H199ZM202 251V250H201ZM243 251V250H242ZM32 252V251H31ZM116 252V251H115ZM117 252H119V250H117ZM116 252V253H117ZM134 252V251H133ZM169 252V251H168ZM189 252V251H188ZM211 252V251H210ZM236 252H241V251H236ZM257 252V251H256ZM34 253V252H32ZM49 253V252H48ZM69 253V252H68ZM112 253V252H111ZM128 253V252H127ZM164 253V252H163ZM192 253V252H191ZM222 253V252H221ZM224 253V254H225ZM228 253V252H227ZM243 253V252H242ZM27 254V253H26ZM39 254V253H38ZM54 254V253H53ZM62 254V253H61ZM72 254V253H71ZM97 254V253H96ZM113 254V253H112ZM118 254V253H117ZM126 254V253H125ZM167 254V253H166ZM171 253H169L170 255ZM175 254V253H174ZM218 254V253H217ZM237 254V253H236ZM245 254V253H244ZM25 255V254H24ZM51 255V254H50ZM48 256V257H51V256ZM63 255V254H62ZM122 255V254H121ZM121 255L119 257H121ZM132 255V254H131ZM138 255V254H137ZM164 255V254H163ZM201 255V254H200ZM229 255V254H228ZM235 255V253H234ZM254 255V254H253ZM31 256V255H30ZM35 256V255H34ZM37 256V255H36ZM36 256L34 258H36ZM55 256V255H54ZM77 256V255H76ZM103 256V255H102ZM100 256V257H102ZM107 256V255H106ZM123 256H124V252H123ZM126 256V255H125ZM220 256V255H219ZM232 256V255H231ZM244 256V255H243ZM38 257V256H37ZM56 257V256H55ZM60 257V256H59ZM66 257V256H65ZM84 257V256H83ZM105 257V256H104ZM109 257V256H107ZM222 257V256H220ZM227 257V256H226ZM225 257V258H226ZM236 257V255H235ZM250 257V256H249ZM248 257V258H249ZM259 257H261L259 255ZM22 258V257H21ZM40 258V257H39ZM67 258V257H66ZM77 258V257H75ZM92 258V257H91ZM95 258V257H94ZM149 258V257H148ZM159 258V257H158ZM187 258V257H186ZM185 258V259H186ZM231 258V257H230ZM258 258V257H257ZM256 258V259H257ZM262 258V257H261ZM260 258V260H261ZM44 259V258H43ZM48 259V258H46ZM108 259V258H107ZM122 259V258H121ZM120 259V260H121ZM183 259V258H182ZM264 259V258H263ZM21 260V259H20ZM23 260V259H22ZM21 260V262H22ZM33 261H36L34 259H32ZM38 260V258H37ZM54 260V259H53ZM64 260V259H63ZM70 260V259H69ZM116 260V259H115ZM123 260V259H122ZM126 260V258L124 259ZM130 261L132 259H129ZM143 260V259H142ZM147 260V259H146ZM150 260V259H149ZM162 260V259H161ZM176 260V259H175ZM181 260V259H180ZM189 260V259H188ZM226 260V259H225ZM224 260V261H225ZM232 260V259H230ZM237 260V258H236ZM29 262V260H27ZM47 261V260H46ZM56 261V260H55ZM53 261V262H55ZM62 261V260H61ZM87 261V260H86ZM96 261V260H95ZM84 262V264L86 263H93V264H105L103 262H101L100 260L96 262ZM128 261V260H127ZM139 261V260H138ZM178 261V260H176ZM239 261V260H238ZM254 261V260H253ZM251 261V262H253ZM24 262V261H23ZM30 262H31V258H30ZM66 262V261H65ZM71 262V263H70ZM68 262V264H80V261L77 260V259H73V261H70ZM115 262V261H113ZM118 262V261H117ZM123 261H120V263L122 264ZM129 262V261H128ZM127 262V263H128ZM153 262V261H152ZM227 262V261H226ZM225 262V263H226ZM235 262V261H234ZM233 262V263H234ZM244 262V261H243ZM250 262V261H249ZM26 263V261L24 262ZM33 263V262H32ZM30 263V264H32ZM42 263H44L42 261ZM63 263V262H62ZM67 263V262H66ZM134 263L136 264V262L134 261ZM146 263V262H145ZM20 264V263H18ZM35 264H39L38 261H36ZM47 264V263H46ZM54 264V263H53ZM113 264V263H112ZM125 264V263H124ZM132 264V263H130ZM138 264V263H137ZM163 264V263H161ZM180 264V263H178Z\"/></svg>",
  "mask_w": 264,
  "mask_h": 264
}]
</instances>
